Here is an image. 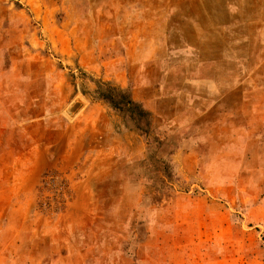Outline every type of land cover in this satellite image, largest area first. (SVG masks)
Segmentation results:
<instances>
[{"label": "rangeland", "instance_id": "1", "mask_svg": "<svg viewBox=\"0 0 264 264\" xmlns=\"http://www.w3.org/2000/svg\"><path fill=\"white\" fill-rule=\"evenodd\" d=\"M122 28L113 0H0V264H264V79L173 96L190 65Z\"/></svg>", "mask_w": 264, "mask_h": 264}, {"label": "crops", "instance_id": "2", "mask_svg": "<svg viewBox=\"0 0 264 264\" xmlns=\"http://www.w3.org/2000/svg\"><path fill=\"white\" fill-rule=\"evenodd\" d=\"M120 1L113 0V4L120 6L122 32L137 33L139 48L150 50L148 57L155 56L158 49L174 50L183 65H190L182 68L173 96L203 97L208 105L210 97L236 95L237 86L224 90L216 83L212 87L214 81H242L236 72L217 76L222 72L210 70L215 64L253 62L255 67L248 79H264L257 71L258 66H264V0H149V4L146 0ZM157 17L162 21H155ZM258 50L263 53L261 57L256 55ZM194 64L200 66L196 76L191 75ZM192 82L203 86L193 84L191 93L183 92V85ZM180 110L177 106L176 112Z\"/></svg>", "mask_w": 264, "mask_h": 264}, {"label": "trees", "instance_id": "3", "mask_svg": "<svg viewBox=\"0 0 264 264\" xmlns=\"http://www.w3.org/2000/svg\"><path fill=\"white\" fill-rule=\"evenodd\" d=\"M105 99L114 104V100H111V98L109 96H105ZM129 103H131V102H129Z\"/></svg>", "mask_w": 264, "mask_h": 264}]
</instances>
